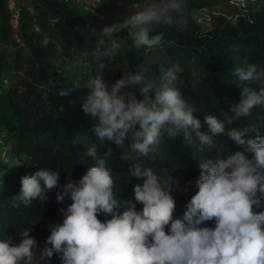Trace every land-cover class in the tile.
I'll use <instances>...</instances> for the list:
<instances>
[{
    "label": "clouds",
    "instance_id": "9594fccd",
    "mask_svg": "<svg viewBox=\"0 0 264 264\" xmlns=\"http://www.w3.org/2000/svg\"><path fill=\"white\" fill-rule=\"evenodd\" d=\"M183 7L184 0H158L102 28L93 53L98 62L96 75L85 85L89 94L82 105L85 114L98 118L93 130L99 142L88 145L85 153L95 164L78 181L69 176L64 185L59 184V171L50 169L21 177L20 192L12 197L14 207L30 206L34 200L44 202L46 192L54 189L58 203L65 197L71 203L59 209L63 221L50 225L43 248L29 235L30 228L19 233V245L11 237L0 240V264L50 262L54 254L62 264H264V135L255 122L233 126L249 117L256 106L264 107V69L247 62L236 69L248 86L227 111L204 116L207 131H202L201 120L193 114L196 108L175 86L177 74L183 71L179 64L160 67L159 85L148 79L149 70L142 66L135 73H124L111 86L103 77L109 65L101 62L102 57L162 48L164 33L153 34L155 26H171L174 14ZM122 30L127 39L114 36ZM96 36L95 28L90 29L89 39ZM88 55L82 52L74 57L71 67H85ZM137 92L142 98H137ZM59 94L66 96L68 91L61 89ZM222 135L244 151L226 158L217 153L214 159L201 161L198 178L187 182L198 190L182 217L174 218L172 193L188 191L172 175L180 167L158 175L145 165L144 158L158 156L166 141L177 138L186 147L198 141L199 151L211 150L217 148L215 138ZM106 142L122 149L119 160L130 162L129 175L143 179L133 186V199H118L115 194L118 173L108 163L115 150L106 147ZM100 147L105 149L102 154ZM137 204L143 206L139 211ZM254 207L262 210L254 211ZM100 215L111 218L101 221ZM213 220L214 228L200 227ZM36 249L40 250L39 261Z\"/></svg>",
    "mask_w": 264,
    "mask_h": 264
},
{
    "label": "trees",
    "instance_id": "16d2710c",
    "mask_svg": "<svg viewBox=\"0 0 264 264\" xmlns=\"http://www.w3.org/2000/svg\"><path fill=\"white\" fill-rule=\"evenodd\" d=\"M43 1L44 6L53 12V18H58V22L50 24L44 21L40 39L25 37V46L17 44L15 50L5 48L0 52V94L5 96L12 110L10 120L0 115V125L7 126L14 134V144L9 149L19 160L17 167L10 172L8 182L0 189V240L11 237L13 244L19 245L22 239L19 233L30 228L29 235L36 239L38 248H43L44 241L50 235V225L62 223L63 215L59 209H66L71 200L65 197L63 203H58V190L54 189L46 192L44 202L34 200L30 206L14 207L12 197L20 192L21 177L44 168L59 171L60 185L67 183L69 176L78 181L95 164L85 153L88 145L99 142L93 130L98 118L83 112L82 105L89 89L84 88L77 95L73 86L75 78H72L69 86L61 88L67 90L68 95L58 100L53 94L45 98L39 92L34 96L35 88L24 92V75L29 74L28 77L35 83H48L53 74L61 69L58 63L63 59L72 62L74 57L87 52V62L91 68L83 75L84 78L90 79L97 71L98 62L93 55L96 39L104 26L118 22L84 20L64 3L55 0ZM185 1L192 7L220 3L230 7V2L235 0ZM260 3L261 0L259 5ZM0 8L3 23L8 25L6 6L2 4ZM256 8L259 7L250 6L245 15L238 11L241 16L238 20L229 17L217 19L213 29L207 33L198 30L181 32L173 28L155 30L153 34L164 33L166 42L162 48L127 52L126 66L115 64L111 74L108 70L103 73L104 80L111 86L121 79L124 73H135L142 66L149 70L146 73L148 79L159 85L160 67L179 64L183 71L177 74L175 86L179 88L184 99L196 108L197 111L193 114L201 120L202 131H207V125L203 123L204 116H219L221 110L227 111L232 103L239 101L241 90L248 86V82L240 79L236 69L244 68L245 62L254 63L264 69V9L256 11ZM24 26L25 23H22V28ZM92 28H95L97 36L90 40L89 31ZM8 33L5 27L4 34ZM114 35L127 39L126 30ZM128 43L131 44V41ZM101 62L110 65L107 59ZM5 79L9 81L7 87L3 84ZM76 79H79V76ZM137 98H142L138 92ZM253 122L259 128L260 134L264 135V107L256 106L249 117L241 118L233 126L242 127ZM215 139L217 148L203 152L198 150V141L193 146L186 147L181 138L168 140L158 156L144 158L145 165L153 168L158 175H166L180 167L172 175L180 185L187 186L188 191L172 193L176 200L174 218L182 217L187 202L198 190L194 184L189 185L187 182L198 178L201 161L214 159L217 153L226 158L227 154L244 151L243 146L235 144L226 135ZM108 146L115 150L113 158L108 162L118 173L115 194L118 199H133L132 188L135 184H142L143 179L129 175L127 164L130 162L119 160L122 149L115 148L112 142H106V147ZM104 150L103 147L98 148L100 154ZM245 155L249 159L253 158L250 152H245ZM142 207L137 204V211ZM260 210L262 208L254 207V211ZM98 218L103 221L111 217L100 215ZM200 227L214 228L215 221L204 222ZM35 251L37 255L40 250Z\"/></svg>",
    "mask_w": 264,
    "mask_h": 264
},
{
    "label": "rangeland",
    "instance_id": "374dc122",
    "mask_svg": "<svg viewBox=\"0 0 264 264\" xmlns=\"http://www.w3.org/2000/svg\"><path fill=\"white\" fill-rule=\"evenodd\" d=\"M67 5L77 16L84 20L101 19L105 21H122L126 15L134 13L136 10H142L148 4L158 2V0H55ZM232 2V1H231ZM230 2V7L225 3L213 4L204 7H192L184 0V7L181 12L174 14V23L171 26L157 25L155 30L163 28H173L181 32L187 30H198L202 33L210 32L214 23L219 18L229 17V19L238 20L241 18L238 9ZM43 0H0V6H6V16L9 18L8 25H4L2 9L0 8V52L7 48L15 50L17 44L25 46L23 38L40 39L43 32L44 21L50 24L58 22V18H53V12L44 6ZM137 4L138 8H131L130 5ZM259 8L256 11L264 9V0H261ZM22 23L25 26L22 28ZM5 27L9 33L4 34ZM116 36V35H114ZM95 52V51H94ZM77 57V56H76ZM95 58V57H94ZM87 59V58H86ZM110 62L108 72L111 74L115 64L126 66L127 52L117 55L114 58H103ZM73 61V60H72ZM116 62V63H115ZM72 62L63 59L58 66L61 69L53 74L48 83H35L33 79L24 75V92L34 89V96L39 92L42 97L47 98L53 94L61 100L59 94L62 87L69 86L72 78H75L73 86L76 94L86 88L88 79L84 78L86 72L91 68L89 62L85 67H71ZM79 76V79L76 77ZM1 88V87H0ZM30 94H28V97ZM30 98V97H29ZM5 96L0 94V115H4L7 120L12 118V110L7 104ZM14 144V134L5 125H0V189L8 182L10 172L17 167L19 160L10 152V146ZM39 261V253L36 255ZM39 264H62L58 255L54 254L51 261H41Z\"/></svg>",
    "mask_w": 264,
    "mask_h": 264
},
{
    "label": "built area",
    "instance_id": "2783aa9c",
    "mask_svg": "<svg viewBox=\"0 0 264 264\" xmlns=\"http://www.w3.org/2000/svg\"><path fill=\"white\" fill-rule=\"evenodd\" d=\"M260 0H235L232 1V5H234L239 12H241V15H245L249 11L250 6H259ZM4 86L9 85V81L7 79L3 80Z\"/></svg>",
    "mask_w": 264,
    "mask_h": 264
}]
</instances>
